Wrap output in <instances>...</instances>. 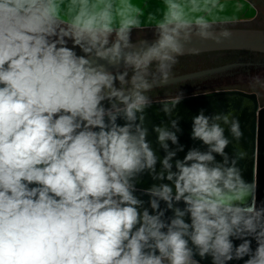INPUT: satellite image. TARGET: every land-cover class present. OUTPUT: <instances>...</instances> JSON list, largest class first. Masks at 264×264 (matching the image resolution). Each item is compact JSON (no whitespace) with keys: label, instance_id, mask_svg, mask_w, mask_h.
<instances>
[{"label":"clouds","instance_id":"1","mask_svg":"<svg viewBox=\"0 0 264 264\" xmlns=\"http://www.w3.org/2000/svg\"><path fill=\"white\" fill-rule=\"evenodd\" d=\"M161 3L142 21L133 0H0V264H264V202L238 167L246 154L225 152L222 125L239 141V120L201 110L191 138L207 150L174 163L178 119L153 128L162 160L144 126L146 93L192 37L231 38L214 27L233 19L229 0ZM146 25L155 39L134 43ZM144 173L161 183L138 189Z\"/></svg>","mask_w":264,"mask_h":264},{"label":"water","instance_id":"2","mask_svg":"<svg viewBox=\"0 0 264 264\" xmlns=\"http://www.w3.org/2000/svg\"><path fill=\"white\" fill-rule=\"evenodd\" d=\"M133 2L144 9V17L141 18L142 21L146 20L148 13H155L157 8H163L161 0H133ZM255 2L258 4L264 15V0H255ZM145 4H147L146 7ZM236 4L243 5L242 10L234 12V5ZM257 14L258 10L256 6L250 0H229L228 9L225 13H223V15L233 17V19L229 23L249 21L254 19ZM217 25L214 26L215 30L217 31L220 30V28L224 27L231 30V38L227 40H222L219 44H217L214 41H203L200 40L198 37L193 36L191 42L185 46V54H190V50H198V52H204L229 49H245L264 53V26L235 27ZM144 27L153 26L146 25ZM153 39H155V36L135 39L133 40V42L135 43L144 40L151 41ZM122 67L123 66H121V70ZM212 70L213 69L205 70L203 72H191L182 75L172 76V79L169 82L179 81L188 77L195 76L197 74L210 72ZM177 98L152 100L153 103L151 104V106L145 110L144 126L148 129L147 140L150 142L156 155L162 160L165 155V152L157 142L158 134L153 130L154 126L167 127L169 130L175 131L174 129H171V120L178 119V124H180L179 117L181 115H197V111H199V109L197 108L198 105H201L200 111L203 110L204 114H208L206 112L210 111L211 109L213 110L215 106L222 105L224 108L228 106L233 108L235 107L237 109L236 118L240 122V127L241 131L243 132V136L239 141H237L231 136L229 128H227L228 130H226L224 134L230 140V143L226 147L225 152L229 155V157H233L236 152L241 151L246 154L243 160L238 161V167L242 170L243 178L247 182L255 183L257 189V204L259 205L261 202H264V103L259 102L256 93L245 92L237 89H228L187 95L183 96L181 101L176 105V107L173 109L171 116L165 114L162 111L163 103H168L169 106H171L172 102L175 101ZM164 116L165 118H163ZM229 117H233V115ZM188 120L189 118H187L185 122L182 121L181 123L186 124ZM117 122L121 125L124 123L123 120L119 119ZM180 133L181 132L177 133L179 139ZM189 141L194 142L193 139ZM168 143L170 144L171 141H169ZM176 147V145H172L170 146V149L174 150ZM189 149L191 148H184V151L178 152L177 157H175L173 160V163L175 159H182ZM200 150L205 151L207 150V148ZM219 157V155H216V160ZM156 167L157 171H159L161 167L159 160ZM163 182L170 183L167 180ZM159 183H161V181L153 180L150 174L144 173L139 178L137 188L145 189L149 188L153 184ZM136 195L145 201V207H149L147 201L150 198L147 195H141L139 191L136 193ZM179 206L183 207V204ZM164 207V203L161 202V208ZM149 211L151 212L150 207ZM166 215L171 216L172 212L169 211L166 213ZM234 243L239 244L240 241H234ZM252 247L253 249H255L256 247V243L254 240L252 242ZM196 259L200 260V257L197 256ZM200 264H211V258L209 257L204 260H200ZM230 264H243V262L233 261L230 262Z\"/></svg>","mask_w":264,"mask_h":264},{"label":"flooded vegetation","instance_id":"3","mask_svg":"<svg viewBox=\"0 0 264 264\" xmlns=\"http://www.w3.org/2000/svg\"><path fill=\"white\" fill-rule=\"evenodd\" d=\"M210 53H224V54H231L225 59L222 60H216V61H206L202 64H216L212 66H207L205 68L191 71V72H203L205 70L213 69L210 72H205L201 74H197L192 77H188L186 79H182L175 82H168L165 85H159L151 89L146 95H148L151 100H159V99H166V98H177L180 97L181 93H183V96L192 95V94H199L204 92H211V91H217V90H228V89H237L242 90L245 92H254L256 93L258 100L260 103H263L261 101V91L258 89H247L241 85H222V86H214V83L224 80L226 78H231L237 74H249L254 72L257 68L264 69V65L261 66V64H264V53L259 51H253V50H245V49H229V50H214V51H204V52H197V53H190L185 55H200V54H210ZM182 55V56H185ZM244 68V69H243ZM187 72V73H191ZM257 72H255L256 74ZM186 74V73H183ZM182 75V74H178ZM177 76V75H173ZM174 91V92H173ZM197 108L201 109V105H198ZM237 109L234 107H226L224 108L221 106H215L214 109L207 111L205 114L206 116H213L218 114H227L229 116L233 115L234 118H236V111ZM199 111L194 112L197 113V115L200 113ZM215 113V114H213ZM196 115L192 114H186V116L181 115L179 117V127L181 129V133L179 134V144L183 145L185 149L187 148H198V149H204L207 148V146L203 145V143L199 140H194V142H190L189 140H192L191 138V132H192V121L193 118ZM186 117V118H185ZM165 118V116L163 117ZM189 118V120L186 122V124H182L181 122H185ZM232 118V117H230ZM225 127V131L228 130L227 125H222ZM188 138V139H187ZM169 146H172L170 143ZM177 146V145H176ZM222 157H219L217 161H222Z\"/></svg>","mask_w":264,"mask_h":264},{"label":"rangeland","instance_id":"4","mask_svg":"<svg viewBox=\"0 0 264 264\" xmlns=\"http://www.w3.org/2000/svg\"><path fill=\"white\" fill-rule=\"evenodd\" d=\"M257 8L258 14L257 16L249 21H242L236 23H227V24H219L217 26H235V27H263L264 26V15L255 2V0H250ZM155 36L154 27H143L140 29H136L132 33V40L152 37ZM231 54L224 53H210V54H200V55H185L179 56L178 63L174 65L172 69V76L183 74L195 70H199L205 68L207 66H212L216 64H202L206 61H216L222 60L230 56ZM264 64H261V66ZM264 68V67H263ZM244 69V68H243ZM255 72H257L255 74ZM131 74V72H130ZM257 79H259V83H256ZM241 85L247 89H258L261 91V101L264 102V69L256 68L254 72L249 74H237L231 78H226L224 80L218 81L214 83V86H222V85ZM174 92V91H173Z\"/></svg>","mask_w":264,"mask_h":264},{"label":"crops","instance_id":"5","mask_svg":"<svg viewBox=\"0 0 264 264\" xmlns=\"http://www.w3.org/2000/svg\"><path fill=\"white\" fill-rule=\"evenodd\" d=\"M264 103V102H263Z\"/></svg>","mask_w":264,"mask_h":264}]
</instances>
